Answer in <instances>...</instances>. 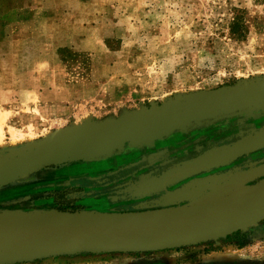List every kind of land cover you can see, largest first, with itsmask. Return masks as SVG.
<instances>
[{
    "label": "rangeland",
    "instance_id": "rangeland-1",
    "mask_svg": "<svg viewBox=\"0 0 264 264\" xmlns=\"http://www.w3.org/2000/svg\"><path fill=\"white\" fill-rule=\"evenodd\" d=\"M258 77L264 0H0V160L88 121ZM263 128L264 106H256L108 155L52 163L1 185L0 210L157 207L192 181L262 162L264 148L168 180ZM9 264H264V219L178 248Z\"/></svg>",
    "mask_w": 264,
    "mask_h": 264
},
{
    "label": "water",
    "instance_id": "water-1",
    "mask_svg": "<svg viewBox=\"0 0 264 264\" xmlns=\"http://www.w3.org/2000/svg\"><path fill=\"white\" fill-rule=\"evenodd\" d=\"M264 106V77L177 95L149 108L88 121L0 160V186L52 163L90 159L201 119ZM264 148V128L168 180L224 166ZM259 178L257 181L256 179ZM255 182H252L254 181ZM187 201V202H184ZM157 207L132 211L0 210V264L79 253L151 252L216 240L264 219V160L192 181Z\"/></svg>",
    "mask_w": 264,
    "mask_h": 264
},
{
    "label": "bare ground",
    "instance_id": "bare-ground-1",
    "mask_svg": "<svg viewBox=\"0 0 264 264\" xmlns=\"http://www.w3.org/2000/svg\"><path fill=\"white\" fill-rule=\"evenodd\" d=\"M180 94V93H179ZM3 114L0 113V142L2 141V138L4 136V133H3V120H4V116H2ZM68 128V127H67ZM68 130V129H67ZM12 131H13V136L15 135V131L13 130V127H12ZM16 136V135H15Z\"/></svg>",
    "mask_w": 264,
    "mask_h": 264
}]
</instances>
